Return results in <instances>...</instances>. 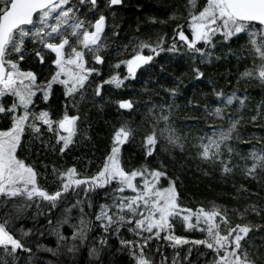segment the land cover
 Returning a JSON list of instances; mask_svg holds the SVG:
<instances>
[{
  "label": "snow or ice",
  "instance_id": "obj_1",
  "mask_svg": "<svg viewBox=\"0 0 264 264\" xmlns=\"http://www.w3.org/2000/svg\"><path fill=\"white\" fill-rule=\"evenodd\" d=\"M122 3L0 0V117L8 121L0 126V264H51L40 261L37 253L57 254L61 248L70 256L84 249L89 260L82 264H119L102 256L109 246L108 237H119L122 229L135 237L120 238L121 247L116 250L127 251L131 257L128 264H262L260 252H253L249 243L254 231L264 232V224L245 221L250 214L264 218V200L259 205L234 207L232 213L241 218L239 223L230 220L225 205L213 202L210 207L193 208L181 203L174 179L170 178L167 186L160 185L161 178L168 176L162 161L156 167L141 164L126 168L122 163V146L136 135L126 121L114 132L110 150L93 173L75 163L61 169L53 165L54 183L46 187L38 183L36 167L21 158L35 141L65 153L78 135L86 134L77 98L85 100L90 85L95 84L92 93L102 100L104 84L124 87L161 52L181 53L199 64L218 59L213 53L225 42L246 38L243 58L254 54L253 64L239 76L264 82V63H255L256 59L264 60V0H205L199 6L189 0L185 23H177L171 37H137L127 58L117 59L105 79L100 75L101 67L108 63L102 54L107 48L105 29L109 16L114 21V9ZM112 27L117 26L113 23ZM28 44L33 46L31 53ZM229 54L234 55L231 48ZM26 57L41 65L47 60L52 66L48 77L25 67ZM194 72L197 77L205 76L199 66ZM57 86L63 102L59 109H53L48 105ZM166 91L173 98L177 94L176 87ZM214 95V105L197 102L193 107L209 119L222 118L229 123L212 128L210 135L199 136L197 147L202 159L212 160L222 173L229 174L239 166L232 159L231 133L242 117L223 109H243L249 102L247 94L238 91L226 94L216 90ZM38 100L43 107L37 105ZM116 105L122 110L136 109L130 97L118 99ZM249 118L264 119V102L252 105ZM174 142L179 143L178 138ZM141 145L146 157L154 156L160 141L153 131L143 136ZM250 154L252 162L245 165L243 174L254 179L255 162H264V146H253ZM236 191L238 197L252 195L243 185ZM175 219L187 228H200L206 235L195 239L176 234ZM47 235L55 237V247L41 242ZM193 245L202 246L195 258ZM165 247L173 249L171 256ZM70 264H76L75 260Z\"/></svg>",
  "mask_w": 264,
  "mask_h": 264
},
{
  "label": "trees",
  "instance_id": "obj_2",
  "mask_svg": "<svg viewBox=\"0 0 264 264\" xmlns=\"http://www.w3.org/2000/svg\"><path fill=\"white\" fill-rule=\"evenodd\" d=\"M195 2L199 6L205 0ZM188 4L189 0H123V3L114 9L115 20L113 21L110 15L109 27L105 29L104 39L107 48L102 54L108 63L101 67L100 75L107 79L111 74V65L115 64L117 59L127 58L131 52L129 46L137 37L151 36L153 39L164 35L171 37L177 23L181 25L185 23ZM113 23L117 27H112ZM245 40L246 38L225 42L213 53L218 59L199 64H194L189 57L181 53L161 52L152 62L142 66L137 76L130 78L124 87L117 89L104 84L102 100L92 93L95 84L90 85L86 99L77 98L79 109L84 114L81 128L86 134L78 135L63 154L49 150L47 143L41 145L39 141H35L21 154V158H27L28 162L36 167L39 173L38 183L46 187H51L54 183L53 165L61 169L75 163L82 170L93 173L110 150L114 132L126 121L136 130L135 138L126 142L121 149L120 158L126 168H134L141 164L156 167L162 161L168 176L161 178L160 185L167 186L169 179H174L181 203L193 208L199 205L210 207L213 202L222 204L229 209L230 220L233 223L241 222V218L232 213L234 207L246 203L259 205L261 200H264V162L257 163L261 168H256L257 177L254 179L243 174L245 165L239 164L244 157H251L250 150L253 146L257 148L264 146V119L252 121L249 118L252 105L264 102V82L257 83L239 76L245 67L250 68L253 64L250 54L247 60L243 58ZM32 47L28 44L30 53ZM117 48L121 49L119 53L116 52ZM229 48L234 55L229 54ZM25 60L27 61L25 67L33 68L43 78L48 77L49 73H45L47 63L41 65L36 59L28 60L27 57ZM196 66L205 72L204 77L196 76L194 72ZM120 71L123 73L124 69L121 68ZM95 79L96 83H99V79ZM171 87L177 88L174 98L167 95L166 90ZM216 90H222L226 94L232 91L246 93L249 102L243 109L233 107L223 109L224 113L230 112L242 117L231 133L232 159L239 166L229 174L222 173L219 164L211 162L212 160L202 159L197 147L199 136L206 132L210 135L212 128L226 127L229 123L222 118L209 119L203 111L193 107L197 102L200 105H214L217 101L214 95ZM129 97L136 103L135 111L119 109L116 101ZM62 102L63 94L57 86L48 106L59 109ZM37 105L44 106L39 100ZM6 123L8 121L0 117V126ZM153 131L160 141L162 150L158 146L154 156L146 157L141 141L146 133ZM176 138L179 143L174 142ZM238 156L239 158H236ZM242 185L250 190L252 193L250 197L246 195L238 197L236 190ZM248 221L252 224H264V218L256 214H250L245 222ZM40 222H43L42 218ZM174 225V231L178 235L195 239L204 238L206 235L198 227L187 228L180 219H175ZM64 231H69L67 225ZM120 238L135 239L130 231L124 229L121 230L119 237L109 236V246L102 258L115 259L119 264H128L131 257L127 251L116 252L121 247ZM41 242L55 247V237L52 235H47ZM249 248L253 252L257 250L260 252L264 264V232L256 230L252 233ZM197 249H202V246L193 245V258ZM163 250L170 256L173 252L170 247ZM37 256L40 261H50L51 264H70L72 260H75L76 264H82L89 260L84 249L75 256H70L62 248L57 254L41 250Z\"/></svg>",
  "mask_w": 264,
  "mask_h": 264
},
{
  "label": "rangeland",
  "instance_id": "obj_3",
  "mask_svg": "<svg viewBox=\"0 0 264 264\" xmlns=\"http://www.w3.org/2000/svg\"><path fill=\"white\" fill-rule=\"evenodd\" d=\"M246 47V46H245ZM250 55H251V61H252V55H254V54H252V53H249ZM255 63L256 64H260V63H264V60H258V59H256L255 60ZM252 80H254L255 82H257V83H261V81H259L258 79H252ZM263 83V82H262ZM230 93V92H229ZM228 94V93H227ZM4 121V120H3ZM244 157V156H243ZM236 158H239V156L238 157H236ZM241 161V160H240ZM243 161H244V163H242V165H246V164H250L251 162H252V156L251 157H244L243 158ZM211 162H213V161H211ZM259 162H262V161H259V160H257L255 163H256V168H261V166L260 165H258L257 163H259ZM213 163H215V162H213ZM258 169V170H259Z\"/></svg>",
  "mask_w": 264,
  "mask_h": 264
},
{
  "label": "flooded vegetation",
  "instance_id": "obj_4",
  "mask_svg": "<svg viewBox=\"0 0 264 264\" xmlns=\"http://www.w3.org/2000/svg\"><path fill=\"white\" fill-rule=\"evenodd\" d=\"M45 63H47V60L45 61ZM41 71V70H40ZM46 74L50 73L52 71V66L50 64L47 63V66H46V70H45Z\"/></svg>",
  "mask_w": 264,
  "mask_h": 264
}]
</instances>
